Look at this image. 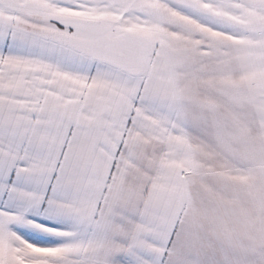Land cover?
Segmentation results:
<instances>
[{
    "label": "snow or ice",
    "instance_id": "obj_1",
    "mask_svg": "<svg viewBox=\"0 0 264 264\" xmlns=\"http://www.w3.org/2000/svg\"><path fill=\"white\" fill-rule=\"evenodd\" d=\"M0 264H264V0H0Z\"/></svg>",
    "mask_w": 264,
    "mask_h": 264
}]
</instances>
